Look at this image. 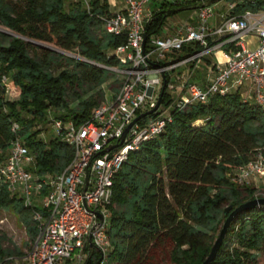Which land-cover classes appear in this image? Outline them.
Segmentation results:
<instances>
[{
    "label": "trees",
    "instance_id": "trees-1",
    "mask_svg": "<svg viewBox=\"0 0 264 264\" xmlns=\"http://www.w3.org/2000/svg\"><path fill=\"white\" fill-rule=\"evenodd\" d=\"M199 3L164 4L147 25L148 40L177 7ZM228 4L235 15L264 10V0ZM109 12L108 0H90V8L79 0H0V23L13 33L0 30V165L17 136L31 149L33 168L40 174L60 172L71 162V145L38 136L49 124L50 110L80 125L122 88L123 79L110 69L119 64L111 49L126 39L105 30ZM4 76L19 89L18 99L6 97ZM106 83L111 94L102 88ZM71 94L78 100L75 106ZM171 100L166 82L163 102ZM15 122L20 126L16 131ZM258 153L264 155V111L239 93L216 94L206 103L174 110L164 132L131 152L115 178L107 264H202L228 217L226 207H238L260 191L231 177L232 170ZM1 209L13 210L35 241L34 210L12 195L0 177ZM5 239L0 228V263L25 255L5 247ZM263 248L264 205H258L233 219L211 264H260L256 252ZM101 257L93 249L82 264Z\"/></svg>",
    "mask_w": 264,
    "mask_h": 264
},
{
    "label": "built area",
    "instance_id": "built-area-1",
    "mask_svg": "<svg viewBox=\"0 0 264 264\" xmlns=\"http://www.w3.org/2000/svg\"><path fill=\"white\" fill-rule=\"evenodd\" d=\"M79 1L90 8V0ZM192 1L108 0L110 12L104 16L105 30L126 39L111 49L119 64L110 69L124 84L114 98L94 108L91 117L80 125L49 111L53 137L74 149L65 169L57 173H35L31 149L23 138L13 139L0 165V177L12 195L34 210L39 229L30 250L15 262L82 264L91 250L97 249L102 254L99 264H107L108 206L115 178L131 152L164 132L174 110L187 104L206 103L216 94L239 93L244 101L259 105L264 111V10L235 15L231 13L233 4H228V11L211 26L214 4L207 5L202 0L190 16L193 23L180 21L172 30L163 27L159 34L151 35L149 40L147 37L144 44L147 25L164 4L180 6ZM172 52L182 55L165 64L168 53ZM209 55L214 58L208 64ZM203 64L208 70L206 84L191 82L184 72H174L187 65L195 71ZM6 80L4 76L3 82ZM166 82L167 91L174 95L168 104L163 102L162 95ZM177 82H180L179 91L175 89ZM157 86L161 87L158 93ZM161 96L159 107L126 132L139 115L157 105ZM19 127L15 122L13 130ZM256 176H264L262 153L231 172L232 179L240 184H248ZM256 198H264V192L260 190Z\"/></svg>",
    "mask_w": 264,
    "mask_h": 264
},
{
    "label": "rangeland",
    "instance_id": "rangeland-1",
    "mask_svg": "<svg viewBox=\"0 0 264 264\" xmlns=\"http://www.w3.org/2000/svg\"><path fill=\"white\" fill-rule=\"evenodd\" d=\"M196 1L200 2V0H196ZM157 5H159L158 2H157ZM227 5H228V0H220L214 4L215 15L210 19V22H209L211 26H214L217 23L218 18L222 13H226L228 11ZM152 7L155 8V5H152ZM193 14H195L194 8H188L185 10L175 12L172 16L168 18L164 27L172 30L173 25L179 23L180 20L184 22L193 23L194 21L190 18L191 15L193 16ZM0 30L5 31L8 34H13L10 30L6 29L5 26L2 25L1 23H0ZM32 43L35 46L52 48L49 44L44 43V42L32 40ZM179 55H182V53L181 52L168 53L169 57L165 59L164 63L167 64L168 62H170L171 59H175ZM219 56L222 59L221 53H219ZM182 67L177 68L176 70H174V72H179L182 69ZM3 83L7 87L6 97L10 100L18 99L20 96V91L13 84L11 78L7 76V80ZM102 88L107 90V92L111 94V92L109 91V83H106L105 85H103ZM175 89L176 90L178 89V91L180 90L179 88H175ZM160 90H161V87L157 86L156 92L158 93ZM88 95L89 93L85 94V97H87ZM173 96L174 95H172L171 97ZM69 100H70L71 106H75L78 103V100H74V95L72 94L70 95ZM62 112L64 111H61V113ZM57 114H60V112H57ZM38 128L43 129V124L42 123L39 124ZM53 132L54 131L53 129H51V125L48 124L47 126H45V128L42 130L39 136H41L40 137L41 139L48 141L51 137L54 136ZM32 170L35 173L37 172L33 168V166H32ZM247 183L252 184V186L254 185L256 188H259L262 192H264V176L263 177L262 176L253 177L249 179ZM0 228L6 235V239L4 241L5 247L9 249L17 248L21 250L22 252H24V254H27V252L30 250L31 245L34 241L30 238L25 225L22 223L19 216L13 210L11 209H1L0 210ZM218 234L216 235V239L218 238ZM256 254H257L259 263L264 264V248L263 250L256 252ZM2 264H18V263L17 262H11V263L3 262Z\"/></svg>",
    "mask_w": 264,
    "mask_h": 264
},
{
    "label": "water",
    "instance_id": "water-1",
    "mask_svg": "<svg viewBox=\"0 0 264 264\" xmlns=\"http://www.w3.org/2000/svg\"><path fill=\"white\" fill-rule=\"evenodd\" d=\"M218 1H220V0H206V4L207 5H213L216 2H218ZM194 7H196V5L195 6L184 5V6H181V7H177L175 9V12H178V11H181V10H185V9H188V8H194ZM146 39H147V35L145 36L144 44L146 42ZM164 90H165V85L163 87L162 95L164 94ZM151 93H152V89L150 90L149 94H151ZM161 102H162V96L159 98L157 105L153 109H151V110H149L147 112H144L141 115H139L134 120V122L127 128L126 132L128 131V129L136 121H138L139 119H141V118H143V117H145V116H147L149 114H152L159 107ZM258 205H264V198L251 199V200H249L247 202L242 203L238 207H234V204H231V205L226 207L225 214H227L228 217H227V219H226V221L224 223V226H223L222 230L220 231V234H219L218 238L215 240L208 257L205 259V261L202 264H211V262L214 261V259L216 258L217 254H218V251H219L220 247L222 246L223 240H224V238L226 236L228 228H229L231 222L233 221V219L239 213H241L243 211H246V210H252ZM91 246H93V243H91ZM95 264H99V261H97Z\"/></svg>",
    "mask_w": 264,
    "mask_h": 264
},
{
    "label": "crops",
    "instance_id": "crops-1",
    "mask_svg": "<svg viewBox=\"0 0 264 264\" xmlns=\"http://www.w3.org/2000/svg\"><path fill=\"white\" fill-rule=\"evenodd\" d=\"M202 1V0H200ZM220 16L218 18V21L220 20ZM182 21V20H180ZM217 21V22H218ZM213 55H209L206 57V62L209 64L211 62V59H213ZM185 73L187 76H189V79L191 82H198V83H202V84H206L207 83V65L206 64H203V65H200V67H198V69H196L195 71L191 69L190 66H184L179 72H176V73ZM177 85L176 86L177 88H179V85H180V82H177ZM178 91V89H177Z\"/></svg>",
    "mask_w": 264,
    "mask_h": 264
}]
</instances>
